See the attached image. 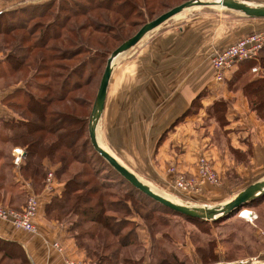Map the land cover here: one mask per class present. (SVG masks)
Here are the masks:
<instances>
[{"label": "rangeland", "instance_id": "rangeland-1", "mask_svg": "<svg viewBox=\"0 0 264 264\" xmlns=\"http://www.w3.org/2000/svg\"><path fill=\"white\" fill-rule=\"evenodd\" d=\"M123 1L117 0L115 6L121 5ZM185 1L188 0H133V8L126 9L123 13L126 15L125 19L103 10L82 16V8L90 6L87 0H38L43 5L40 4V8L32 9V11H29L28 8H32L34 5L32 3L35 0H20L19 4L10 6L14 8L6 9L18 14L14 20L8 18L10 21L17 24L23 22L18 24V27H24L25 24L26 26L24 29L13 30L9 35H0V63L10 62L5 66L10 65L15 70V74L4 75V79L0 78V90L13 91V89H17L16 91H18L14 93L13 98L10 96L4 101V104L10 109V116L0 121V150L2 155H10L12 147L15 148L14 144L6 141L11 134L9 130L11 125H20L25 119L29 121L33 118L36 119L25 108L24 103L27 100H25L24 93L32 94L35 99H52L55 103L47 109L48 114L51 110H61L73 114L74 124L72 127H68L66 132L68 136L64 141L70 143L72 140L76 145L71 150L62 148L59 153L78 155L83 163H71L70 170L67 171L69 175L62 177L57 172V177L63 183L69 179H76L77 182L84 185V192L90 189V193L98 191L97 194H91L93 202L100 194L102 195L103 202L111 205V211L105 215L112 217L111 222L114 229H118L120 232L119 237L114 238L103 228L90 223L88 218H82L68 210L61 213V221L69 225L70 230L78 235V243L87 248L88 253L94 252L93 254L85 253L87 264L94 262L96 257L104 254L116 264H264V196L217 221L199 223L189 220L166 210L137 192L129 183L112 171L106 162L92 152L87 140L89 116L110 54L125 40L132 37L142 25ZM247 1L263 2L264 4V0ZM20 8H22V12ZM75 10L78 12L70 14V11ZM43 13L45 16H40ZM99 14L107 18L100 19ZM243 17L239 13L219 7H191L148 33L135 47L120 55L113 63L102 124L99 129L97 128L99 144L103 145L101 133L105 131L104 126L109 121L110 111L114 110L115 103L124 102L123 98L126 97L127 73L142 70V61L135 59V55L141 54L138 50L145 43L151 41L160 31L176 27L187 26L189 29L190 26H193V29H199V25H204L208 27L209 31H213L217 24L215 21H219L223 26L235 31L234 29L239 25L238 20ZM64 18L68 20L64 21ZM92 20L97 24V30L91 26L84 29L83 32H79L83 25L88 26L87 23ZM6 22L9 21L6 19ZM54 22L57 25H64V28L59 27L56 30L62 36L60 39L53 40L50 37L51 40L47 42L48 47L55 49V52L44 51L42 54L46 58L53 57L46 62L48 65L45 67L39 59H35L39 51L35 50L28 56L23 67H19L26 54L25 49L40 43L45 26H51ZM68 29L73 30L71 35L67 33ZM70 42L75 46H69ZM56 47L61 51L77 47V49L81 48V52L76 54L71 61L57 60L56 51L58 49ZM217 50L220 49H214V51ZM260 65H262L261 58L258 64L260 69L256 73L246 74L236 87L243 86L249 79L264 76V70ZM5 66L2 67L5 69ZM64 81V89L61 91L60 87ZM46 86L52 87L55 94L44 92L42 87ZM61 95L65 97L64 101L56 102L57 97ZM122 107L120 108L122 109ZM193 109H197L196 103L190 111L188 110V113ZM263 112L261 111V113ZM49 119L48 117L47 120ZM7 121L10 123L6 124ZM8 125L10 126L7 127ZM17 126L15 125V129ZM51 139L53 138L51 137ZM1 141L5 142L4 145L1 144ZM59 153L55 155H59ZM242 156L246 158V174L242 172L241 175H228V179H226L228 184L224 190H221V180L214 171L212 162L203 156H200L198 160L204 158L208 161L218 180L216 186L202 182L199 178L197 161L195 175L179 172L174 164L168 165L166 172L172 177V187L175 190L173 193L158 190L156 185L157 188H152L165 197L180 196L188 200L191 198L190 201L206 204L205 206L225 204L254 181L264 180V168L254 167L252 169L248 160L250 155ZM6 163L8 164L9 160ZM50 164L58 165L59 171L60 165L56 161H51ZM10 172L7 170L2 174L5 176L6 188L14 182ZM25 178V176L22 177L23 180ZM189 184L192 187H188ZM203 185H209L213 190L205 192L202 189ZM81 193L78 192L74 195ZM24 195L20 196L24 202L23 206L28 198ZM74 195L71 196V200L75 197ZM9 207L20 210V206ZM243 211L249 214L248 218L241 217ZM49 215L55 217L54 213ZM116 220L122 222L121 226L116 225ZM124 235H126L127 244L126 248H121L118 239L123 238Z\"/></svg>", "mask_w": 264, "mask_h": 264}, {"label": "crops", "instance_id": "crops-1", "mask_svg": "<svg viewBox=\"0 0 264 264\" xmlns=\"http://www.w3.org/2000/svg\"><path fill=\"white\" fill-rule=\"evenodd\" d=\"M19 3L20 0H0V12ZM238 21L235 31L219 21H215L213 31L204 25H199V29L183 26L162 30L138 50L140 55H135V59L142 61V70L127 73L126 97L110 111L105 131L101 133L106 147L101 146L147 185L173 193L172 177L166 172L168 165L174 164L179 172L195 175L200 156L212 162L221 180V190L228 184V175L246 174V158L242 155H250L252 169L264 168V121L250 109L241 88L236 87L242 78L232 81L238 66L226 73L222 83L214 81L210 66L214 49L225 48L247 34L264 30V19L243 17ZM11 92L0 90V121L10 116L4 100ZM216 101L224 105L221 120L211 109ZM194 103L197 109L188 113ZM185 112L186 116L182 117ZM103 115L104 112L98 129ZM13 149L10 155H2L0 150V203L21 209L22 194L35 196L36 233L16 230L0 220V264L85 262V252L76 244L69 225L46 212L51 198L60 195L64 187L57 177L58 165H51L46 159L42 162L46 175L52 173L51 188L46 190V175L41 182L22 179L20 169L26 161L21 158L20 164H14ZM7 170L14 179L8 188L2 175ZM60 174L69 175L67 171ZM202 189L213 190L209 185H203ZM174 198L206 205L190 201L191 198Z\"/></svg>", "mask_w": 264, "mask_h": 264}, {"label": "trees", "instance_id": "trees-1", "mask_svg": "<svg viewBox=\"0 0 264 264\" xmlns=\"http://www.w3.org/2000/svg\"><path fill=\"white\" fill-rule=\"evenodd\" d=\"M143 1H147V0H143ZM116 2L117 0H87V3L90 6L82 8V14H83L82 16H86L87 14H91L93 12L103 10L106 12H110V14H116V15L122 16L123 18L126 17V15L123 13L125 12L126 9L130 10L131 8H133V0H128V1L124 0L121 5L115 6ZM32 4L34 5L32 6L31 9H29L30 7L28 8L29 11H32V9L40 8V4L43 5L41 2H38V0H35V2H33ZM20 9L22 12V8ZM76 12L78 11L77 10L70 11V14L76 13ZM99 15L101 16L100 19L107 18L106 16L104 17L101 14ZM40 16H45V14L43 13ZM17 17H18V14L15 13L14 11L6 10V11L0 12V35H9L15 29L25 28L26 24L24 25V27L22 25H21L22 27H18L19 26L18 24H22L23 22H20L17 24L8 19V18H12L14 20V18H17ZM6 19L9 22H6ZM21 20L22 21L24 20L23 17ZM67 20H68L67 18H64V21H67ZM4 22L6 23L4 24ZM87 24L88 26L86 24L83 25L81 27V31L79 32H83L84 29H88L91 26L94 30H97L98 28L97 24H95L93 20L89 21V23ZM59 27L63 29L64 25L62 26L57 25V23L54 22V24H52L51 26L50 25L45 26V30L43 31V34L41 36L40 43L32 46V48L27 47L25 49L26 54L24 55V58L21 60L22 65L19 67H23V64L27 61L28 56L31 55V53L35 50H39L35 59H39V61H41V64L46 67L48 65L46 63L48 59L50 60L53 57L50 56L49 58H46L42 54L44 51L55 52V49H52V47H48L47 42L51 40L50 37H52L53 40H58L62 37L61 34L56 31ZM67 33L71 35L73 33V30L68 29ZM69 46H75V45H73L72 42H70ZM73 48L74 49L72 50L66 49V50L61 51L59 50L60 48L56 47V49H58L56 51L57 52L56 54L58 56L57 60L71 61L76 56V54L81 52V48H78V49L77 47H73ZM7 57L10 58L9 56ZM7 64H10V62L5 61V62L0 63V78H4L3 77L4 75L15 74V70L13 69V67H11L10 65H8L9 67L8 66L6 67L5 65ZM261 64H262L261 67L264 70V55L261 57ZM2 66H5L6 68L4 69V67ZM237 66H238V71L232 77L233 82L240 80L248 73L251 74V68L253 66V62L251 61L241 62ZM64 83L65 81L62 83L60 87L61 91L64 89V86H63ZM42 88H43V91L48 94H51V95L55 94L52 87L46 86ZM240 88L242 90L244 97L247 99L250 109L256 112L260 120L264 121V112L261 113V111H264V76H260V77H257L251 80L249 79V81H246L243 84V86H241ZM16 90H13L11 94H9L6 97L4 101L9 99L10 96H12L13 98L14 93L18 92ZM23 95H25L26 97L25 100H27L26 103H24L25 108L28 109L27 111L30 112V114H32L33 116H35L36 119L34 120L33 118V120L31 121L25 119L24 122L20 123V125L14 124L13 126L11 125L12 127L8 125L7 127L10 126L9 130L11 134L8 137L9 139L6 140L14 144L15 148L20 146L19 148L24 150L23 151L24 155L22 156V158H24L26 162L24 163V166L21 167L20 169L22 175L25 176L26 178H30L31 181L33 182H41L46 175V169H44L42 165V162L44 159L48 160L49 162L56 161L60 165L59 171L58 169L56 170V172H58L59 174L65 173L66 171H68L71 163H74V162L83 163L82 160L80 161L79 159L80 157L78 155H72V154L67 155V154L59 153L62 148L71 150L76 145L75 141L71 140L70 143H65L64 141L68 136L66 133L68 130V127H72L74 124L73 114L66 113L61 110H51L50 113L48 114L47 109L53 103H55L52 99H35L30 93H27V94L24 93ZM64 99L65 97L61 95L57 97L56 102H63ZM254 103L256 105H253ZM211 109L214 111L213 113L217 116V118L221 120L222 119L221 116L224 112L223 102L216 101L211 107ZM186 114L187 112H185L182 115V117L185 116ZM48 117L50 118L49 120H47ZM182 117L178 118V120H180ZM10 121L9 122L7 121L6 124L10 123ZM15 125H18L17 129H15ZM20 130L22 131L20 132ZM87 133H88V130H87ZM51 137L53 139H51ZM87 138H88V135H87ZM87 140L89 142V138ZM89 146L91 147L92 152L97 155V153L93 150L90 142H89ZM57 153H59V155H55ZM97 157L100 158L98 155ZM20 163L21 161L19 162V164ZM106 165L112 171H114L107 163ZM63 186L64 187H63L61 194L58 196L52 197L50 203L46 207V212L49 217H51L49 215L50 213H54L55 214L54 219L61 221V218H60L62 215L61 213H63L65 210H68V212L81 216L82 218H88V221L90 223L96 224L99 227L103 228V230H106L112 237L114 238L119 237L120 232L118 231V229H114V225H112L113 224L111 222L112 217L105 215L108 211H111V205H108L107 203L103 202V197L101 194L98 196L95 202H93L92 200L91 194H97L98 191L96 193H90L89 192L91 191L90 189L84 192V189H83L84 185H81L74 178L69 179L66 182H64ZM136 191L139 192L138 190ZM78 192H82V193L80 195H74V194H77ZM72 195L75 196L73 200H71ZM71 201L72 203L70 204ZM189 220H193L199 223L206 222V221H199V220H194V219H189ZM121 224H122L121 221L116 220L117 226H121ZM72 234L75 237L76 244L78 245V247L81 250H83L85 253H88L87 248H84V246H81L78 243L79 242L78 235H75L73 232ZM118 242L120 243L121 248H124V247L126 248V244H127L126 235H124L123 238L118 239ZM93 253L94 252L88 253V254H93ZM111 261L112 259L104 254L100 257H96L94 263L95 264H116Z\"/></svg>", "mask_w": 264, "mask_h": 264}, {"label": "water", "instance_id": "water-1", "mask_svg": "<svg viewBox=\"0 0 264 264\" xmlns=\"http://www.w3.org/2000/svg\"><path fill=\"white\" fill-rule=\"evenodd\" d=\"M195 6L219 7L230 10L251 19H264L263 2H251L247 0H188L175 6L156 18L142 25L139 30L129 39L118 46L108 57L105 69L100 79L97 94L92 106L88 120V138L93 150L103 159L122 179L143 195L172 211L176 215L199 221H217L226 217L234 211H238L244 205L264 196V180L256 181L240 191L231 200L222 205L200 206L186 203L184 201L165 197L156 192L152 187L142 182L134 173L124 167L119 161L112 157L97 141V128L104 111L106 94L109 81L113 71L114 61L122 54L135 47L148 33L152 32L172 17L182 11ZM235 264H258V263H235Z\"/></svg>", "mask_w": 264, "mask_h": 264}, {"label": "built area", "instance_id": "built-area-1", "mask_svg": "<svg viewBox=\"0 0 264 264\" xmlns=\"http://www.w3.org/2000/svg\"><path fill=\"white\" fill-rule=\"evenodd\" d=\"M264 55V30L255 31L239 38L229 46L214 51L211 56L210 64L213 78L216 83L225 80L226 73L236 67L241 62L251 61L253 66L252 73H256L260 67V58ZM261 66V65H260ZM14 164L18 165L24 152L21 148L13 149ZM198 173L202 182L217 185L218 180L212 172L208 161L204 158L198 160ZM52 173H48L45 179L46 190H50ZM188 187H192L191 184ZM38 201L33 195H29L24 206L20 210L13 209L0 203V220L8 222L14 229L27 233L35 234L36 228L33 220L37 213ZM65 264H87L85 262L66 260Z\"/></svg>", "mask_w": 264, "mask_h": 264}, {"label": "bare ground", "instance_id": "bare-ground-1", "mask_svg": "<svg viewBox=\"0 0 264 264\" xmlns=\"http://www.w3.org/2000/svg\"><path fill=\"white\" fill-rule=\"evenodd\" d=\"M195 7H199V6H195ZM97 136V135H96ZM98 141V140H97ZM111 155V154H110ZM112 156V155H111ZM113 157V156H112ZM115 158V157H114ZM116 159V158H115ZM117 160V159H116ZM118 161V160H117ZM212 207V206H210ZM241 217H249V214L246 212V211H243L242 214H241Z\"/></svg>", "mask_w": 264, "mask_h": 264}]
</instances>
